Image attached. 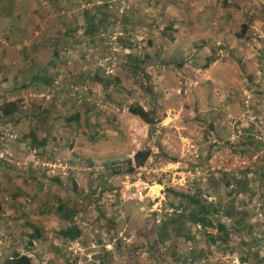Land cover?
<instances>
[{
  "label": "rangeland",
  "instance_id": "rangeland-1",
  "mask_svg": "<svg viewBox=\"0 0 264 264\" xmlns=\"http://www.w3.org/2000/svg\"><path fill=\"white\" fill-rule=\"evenodd\" d=\"M4 101L0 264H264V0H0ZM166 187L216 205L235 252L159 242Z\"/></svg>",
  "mask_w": 264,
  "mask_h": 264
},
{
  "label": "trees",
  "instance_id": "trees-1",
  "mask_svg": "<svg viewBox=\"0 0 264 264\" xmlns=\"http://www.w3.org/2000/svg\"><path fill=\"white\" fill-rule=\"evenodd\" d=\"M90 23L95 22V17L90 18ZM247 29L246 24H241L242 33ZM41 72L34 73L33 78L39 79ZM40 81L42 79H39ZM18 104L15 101H4L0 103V113L3 117L10 116L17 111ZM128 112L136 115L142 121L148 124L153 123V118L150 111L144 109L138 104L130 105L127 108ZM78 114L74 115L77 117ZM35 140V138H33ZM39 143L42 145L44 139L40 140ZM150 149H139L136 150L133 154L132 159L128 158L126 160V165L122 166L118 161H111L108 165H111L112 174L120 175L122 173L134 174L136 168L142 166L147 158L150 156ZM164 194L167 199L170 196L174 197V201L169 202L168 206L170 207V213H165V217L162 218L158 224H156L157 235L159 242H165L168 239L184 236L187 240L193 239V234L190 232V226L196 227L199 226L203 232L207 243L215 245L218 249L220 244H224V248H220V252L234 253L235 246L230 241L229 233L227 226L219 219L215 223L212 221L210 214L217 213L219 209L216 205L206 201L200 191H197L193 194L186 192H179L170 187L164 189ZM176 200V201H175ZM60 209V206L58 210ZM208 227L215 228V233H210L206 231ZM59 233L70 239H74L76 236L80 235V230L77 226L72 225L64 230H59ZM35 235H39V230L36 228L34 230ZM220 243V244H219ZM227 250V251H226ZM249 255L254 256V259L248 264H263L262 259H257L259 256L257 253H249ZM249 257L244 256L241 258V262L247 264ZM7 264H32L31 259L28 255L13 253L9 256V259L6 261Z\"/></svg>",
  "mask_w": 264,
  "mask_h": 264
},
{
  "label": "crops",
  "instance_id": "crops-1",
  "mask_svg": "<svg viewBox=\"0 0 264 264\" xmlns=\"http://www.w3.org/2000/svg\"><path fill=\"white\" fill-rule=\"evenodd\" d=\"M35 79V78H34Z\"/></svg>",
  "mask_w": 264,
  "mask_h": 264
}]
</instances>
